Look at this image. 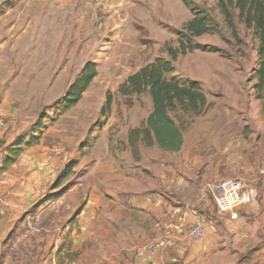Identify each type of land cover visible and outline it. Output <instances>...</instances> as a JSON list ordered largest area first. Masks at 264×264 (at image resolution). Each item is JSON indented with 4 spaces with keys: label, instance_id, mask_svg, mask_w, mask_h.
<instances>
[{
    "label": "rangeland",
    "instance_id": "obj_1",
    "mask_svg": "<svg viewBox=\"0 0 264 264\" xmlns=\"http://www.w3.org/2000/svg\"><path fill=\"white\" fill-rule=\"evenodd\" d=\"M222 5L0 0V264L48 261L64 214H153L137 218L139 258L201 263L194 255L200 241L188 231L197 219L206 228L218 214L206 184L243 178L257 186L264 170L263 103L254 90L259 40L228 3L234 34ZM197 13L208 16L211 29L188 36L185 25ZM180 40L206 49L179 56L167 78L198 83L212 107L198 117L171 115L185 141L172 153L130 135L153 111L149 93L123 96L118 89L142 67L170 60L166 47L178 49ZM89 61L98 75L64 112V99ZM28 223L37 231L15 247ZM157 238L170 241L166 250H143ZM179 241L186 251L178 250ZM72 244L63 239L56 260L90 259L86 248L95 245L71 251Z\"/></svg>",
    "mask_w": 264,
    "mask_h": 264
},
{
    "label": "trees",
    "instance_id": "obj_2",
    "mask_svg": "<svg viewBox=\"0 0 264 264\" xmlns=\"http://www.w3.org/2000/svg\"><path fill=\"white\" fill-rule=\"evenodd\" d=\"M228 3L238 10L239 19L248 28L254 30L259 40V62L254 73V90L257 99L263 103L262 111L264 112V0H222L221 7L229 27L236 34L233 19L228 11ZM198 14L185 25L188 36L200 37L211 29L208 16H198ZM196 49H206V46L193 45L183 40L179 41L178 49L167 46L170 60L158 59L128 76L121 84L118 89L121 95L139 96L149 93L153 103L152 113L140 128L131 131V136L144 141L148 146L156 144L165 152L176 153L182 150L185 143L182 129L171 115L181 112L189 116H202L212 107V104L209 103L198 83L180 81L175 78L168 79L167 74L174 72L172 62L179 56H185ZM97 75V64L87 62L64 99V112L79 103ZM111 104L112 96L109 94L107 107L110 108Z\"/></svg>",
    "mask_w": 264,
    "mask_h": 264
},
{
    "label": "crops",
    "instance_id": "obj_3",
    "mask_svg": "<svg viewBox=\"0 0 264 264\" xmlns=\"http://www.w3.org/2000/svg\"><path fill=\"white\" fill-rule=\"evenodd\" d=\"M259 174L256 205L240 207L236 219L218 212L207 222L204 238L198 242L200 250L194 254L199 264L206 261V264H264V170ZM139 215L147 219L153 214H64L59 221L60 224L65 221L64 227L56 224L58 239L51 260L43 264H70L55 257L62 240L68 236L73 240L71 251L78 250L85 242L95 245L86 248L85 254L90 259L75 264H123L126 257L124 264H159L155 258L141 260L136 253ZM179 242L183 245L178 250H184V241Z\"/></svg>",
    "mask_w": 264,
    "mask_h": 264
},
{
    "label": "built area",
    "instance_id": "obj_4",
    "mask_svg": "<svg viewBox=\"0 0 264 264\" xmlns=\"http://www.w3.org/2000/svg\"><path fill=\"white\" fill-rule=\"evenodd\" d=\"M205 191L209 192L221 214H231L233 219L238 217V209L246 205H256L258 192L253 184L243 178H225L206 184ZM26 224L22 234L18 238L15 247L27 242L37 230L29 228ZM205 235L203 223L197 219L190 226L188 236L194 241H201ZM170 241L167 238L150 240L143 246V250L150 253H160L168 248Z\"/></svg>",
    "mask_w": 264,
    "mask_h": 264
}]
</instances>
